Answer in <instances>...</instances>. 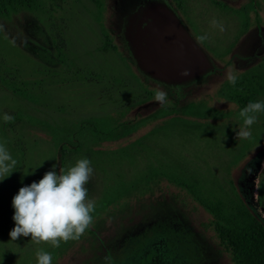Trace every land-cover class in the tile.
Returning a JSON list of instances; mask_svg holds the SVG:
<instances>
[{
  "label": "rangeland",
  "instance_id": "1",
  "mask_svg": "<svg viewBox=\"0 0 264 264\" xmlns=\"http://www.w3.org/2000/svg\"><path fill=\"white\" fill-rule=\"evenodd\" d=\"M39 1L38 11L0 22V78L15 88L0 82V115L14 117L0 120V142L16 161L0 182V264H36L40 249L52 252L53 264H232L213 238L212 216L173 180L208 200L239 197L264 224V112L248 138L236 137L242 108L234 100L246 89L250 101L264 99V31L253 29L246 41L228 11L203 9L211 69L170 85L122 59L132 51L128 17L141 13L140 0H98L101 9L94 0ZM185 1L200 13L203 0ZM248 51L256 53L251 63L233 62ZM160 91L163 104L155 100ZM71 127L78 148L63 136L71 149L60 168L62 137L53 129ZM85 157L95 205L88 230L58 248L30 236L11 240L19 188L53 164L63 172Z\"/></svg>",
  "mask_w": 264,
  "mask_h": 264
},
{
  "label": "clouds",
  "instance_id": "2",
  "mask_svg": "<svg viewBox=\"0 0 264 264\" xmlns=\"http://www.w3.org/2000/svg\"><path fill=\"white\" fill-rule=\"evenodd\" d=\"M212 25L223 26L217 20ZM200 39H205L201 36ZM185 70L182 75H188ZM228 82L235 86L237 77L227 76ZM155 100L163 104L166 94L157 92ZM264 112V99L249 101L240 109L238 118L242 126L236 131V137L248 138L251 126L256 122L259 113ZM14 119L8 113L0 115V120L8 122ZM16 161L4 143L0 142V182L8 178ZM93 173L91 161L80 158L69 166L66 171L57 172L56 165H51L38 181L22 186L13 196L12 220L14 227L10 230L11 240L18 237H31V240L50 242L53 248L60 247L61 242L78 239L92 222L94 202L88 197V184ZM31 174V173H29ZM36 264H53V254L40 249L35 253Z\"/></svg>",
  "mask_w": 264,
  "mask_h": 264
},
{
  "label": "trees",
  "instance_id": "3",
  "mask_svg": "<svg viewBox=\"0 0 264 264\" xmlns=\"http://www.w3.org/2000/svg\"><path fill=\"white\" fill-rule=\"evenodd\" d=\"M94 1L101 9L100 2L98 0ZM40 6L41 2L39 0H0V22L1 20L10 18L12 15L24 12L34 13L40 9ZM104 48H106V45ZM112 48L115 47L112 46ZM41 53L43 54L44 51ZM133 58L131 50H129L127 54L123 51L122 59L125 64L128 66H134L139 70L137 63L134 61L135 58ZM0 82L4 86L11 88L14 92L15 88L11 86V83L6 82L1 78ZM243 91L246 92V94L241 96L238 95L234 98L241 108L246 106L253 98V93H250L248 89ZM165 109L166 108L161 107L150 116L155 117L154 115H160ZM106 125L110 126L109 123ZM126 126L127 125L125 124V127ZM75 132V127L53 129V134L56 139L62 137V143L57 149V159L60 168L63 167L65 160L70 153L68 152V148L70 147H68L66 141L63 140V136H66V138L69 139L67 142L73 146V142L77 140ZM111 133L112 132H109L108 134ZM71 148L75 149L78 147L73 146ZM173 182L187 190L212 216L213 219L209 223V226L212 229L213 238L219 248H221L223 252L228 253L232 264H264V224L256 218L239 197H236L234 200H230L227 203L215 198L208 200L199 197V195L194 192L191 185L175 179ZM106 203L107 201L104 204ZM86 230H88V228Z\"/></svg>",
  "mask_w": 264,
  "mask_h": 264
},
{
  "label": "water",
  "instance_id": "4",
  "mask_svg": "<svg viewBox=\"0 0 264 264\" xmlns=\"http://www.w3.org/2000/svg\"><path fill=\"white\" fill-rule=\"evenodd\" d=\"M128 41L140 71L159 82L184 84L211 69L205 53L164 4L150 2L142 8Z\"/></svg>",
  "mask_w": 264,
  "mask_h": 264
},
{
  "label": "flooded vegetation",
  "instance_id": "5",
  "mask_svg": "<svg viewBox=\"0 0 264 264\" xmlns=\"http://www.w3.org/2000/svg\"><path fill=\"white\" fill-rule=\"evenodd\" d=\"M140 1L141 9L150 2L164 4L168 9H170L176 16V18L179 20V22L182 24V26L185 28V30L188 32V34L191 36V38L194 40V42L205 53L211 66L212 60L210 59L207 52L214 49V47L211 45L212 39L204 33V28L208 21L207 17H209L205 16L206 12L204 11H208L211 7L218 11H228L230 13L231 19L236 24L240 25V35H243V32H245L246 37L250 35L248 38H246V41L252 36L250 32L253 29H255V32L258 33L260 31H264V18L261 19V16L264 15V0H229L230 6L226 3V1L223 0H203V2L201 3L203 6L199 7L201 11H199L200 13H198V15L190 11V8H188L187 2L185 0ZM203 9L206 10L203 11ZM139 16L140 13L138 12L135 16L130 15L128 17L130 22L128 24V33L131 32V29L135 25ZM201 36H204L205 39H200ZM237 54L238 56L236 57V59L232 61L235 64L238 63L237 65H241V62H243L242 58L245 57L247 62L245 64H242L245 66L251 63L253 58H255L256 56V53L253 54V51L243 52V55L241 54V52H237Z\"/></svg>",
  "mask_w": 264,
  "mask_h": 264
}]
</instances>
